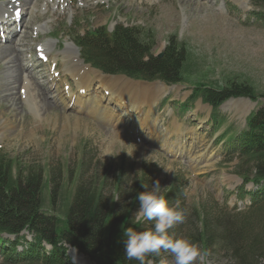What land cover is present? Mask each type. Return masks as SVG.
Listing matches in <instances>:
<instances>
[{
	"label": "rangeland",
	"instance_id": "1",
	"mask_svg": "<svg viewBox=\"0 0 264 264\" xmlns=\"http://www.w3.org/2000/svg\"><path fill=\"white\" fill-rule=\"evenodd\" d=\"M245 1L244 7L234 0H39L30 11L22 13L18 22L22 34L15 41L0 40L1 50L17 46L20 57L16 61L25 66V71L17 70L18 64L13 61L16 55L10 56L12 60L8 58L12 53L9 48L8 52H0V112L7 119L6 133H0V150L23 164L41 166L47 175H55L59 181L54 195L55 210L66 199L62 189L67 187L72 192L78 178L85 183H100L104 179L106 195L116 198L118 205L127 206L134 200L131 193L136 184L135 192L139 186L141 193L145 191L143 182L151 187L159 179L165 192L176 183L179 203L188 215L169 231L191 238L202 249L196 236L200 228L198 212L203 206L215 220L220 211L236 206L244 210L249 203L248 197L243 200L237 196L236 189L243 182L234 173L236 160H230L227 150L230 138L245 129L248 115L264 104V97L227 100L218 108L222 119L218 126L210 123L213 109L203 100L191 103L186 111L179 110L174 103L186 101L197 82L221 85L232 77L248 80L264 93V9L251 0ZM118 23L152 30L156 34V54L163 52L170 35L185 42L190 52L188 82L166 84L167 92L155 108L150 111L145 107L142 111V115H149L156 130L139 127L125 110L119 114L121 120H127L128 128H114L76 107L73 99L69 102L68 96L64 97V79L73 83L61 54L66 42L74 43V35L89 26L108 25L112 29ZM11 29L16 26L11 25ZM4 30L0 35L7 37ZM48 41L54 46L50 58L43 61L38 57V49ZM22 71L35 81L31 88L36 96H45L54 106L49 116H36L26 97L20 98L22 103L17 99ZM15 77V92H4L3 85ZM15 94L21 103L17 104L19 111L9 98ZM175 123L181 125L180 133L174 130ZM126 150L133 154L130 156ZM190 156L199 162H192ZM118 181L122 183L120 191L116 189ZM245 188L253 189V185L247 184ZM45 196L48 209L52 187L47 188ZM138 209L137 199L133 217ZM152 226L153 222L146 221L141 230ZM214 250L202 249L206 253L204 264H235L230 255ZM67 255L72 264H95L75 247H69ZM161 258L170 260L171 255L163 252ZM160 259L149 264H159ZM260 264H264V259Z\"/></svg>",
	"mask_w": 264,
	"mask_h": 264
},
{
	"label": "trees",
	"instance_id": "2",
	"mask_svg": "<svg viewBox=\"0 0 264 264\" xmlns=\"http://www.w3.org/2000/svg\"><path fill=\"white\" fill-rule=\"evenodd\" d=\"M252 2L264 9V0ZM74 39L85 60L105 73L149 81L160 79L168 84L188 82L190 52L175 35H170L161 56L154 51L156 34L137 25L119 23L112 31L107 26H89L83 33H76ZM193 87L190 98L179 106L186 108L201 97L213 106L212 120L217 125L222 121L218 108L228 99L264 97L251 82L236 77L227 78L221 85L197 82ZM231 143L230 160H238L234 172L243 180L238 196L250 195L251 204L244 210L235 207L220 211L215 220L203 206L198 212L196 240L206 252L215 249L230 255L235 264H260L264 259V188L248 191L245 185H259L264 180V104L250 114L246 128L235 134ZM103 181L85 183L78 178L72 192L67 187L62 189L66 199L55 210L54 195L59 188L55 175H47L41 166L23 164L0 150V234L17 237L14 241L0 239L1 262L72 264L67 252L69 247H75L95 264H138L125 259L123 233L128 226L143 228V223L131 225L139 186L136 192L137 184L132 189L134 200L130 206L118 205L116 198L106 195ZM120 182L116 185L118 191ZM50 187L51 206L46 209L45 191ZM178 191V185L173 183L166 191L168 198L179 201ZM24 229L32 233L34 241L18 251L19 235ZM44 242L52 246L50 251ZM161 256L146 257V264L158 262Z\"/></svg>",
	"mask_w": 264,
	"mask_h": 264
},
{
	"label": "bare ground",
	"instance_id": "3",
	"mask_svg": "<svg viewBox=\"0 0 264 264\" xmlns=\"http://www.w3.org/2000/svg\"><path fill=\"white\" fill-rule=\"evenodd\" d=\"M234 1L244 7L247 3L245 0ZM36 2H39V0H7L6 3H0V19L2 22V27L6 28L5 32L8 33V36L5 38V40L15 41L18 36L22 34L21 31L17 32L16 29H11V25H14L15 21L17 20L14 15V13L16 12L15 9L19 8L17 10H20L21 13L26 12L33 6H36ZM38 28L43 29L42 26H39ZM9 29L10 32H8ZM10 35L12 36L11 38ZM2 39L4 38L0 36V40ZM53 46L54 43L52 41L42 43L40 44V51L41 53H44L46 56H48V58H50L49 54ZM8 48L12 52L8 58L12 60L13 58H11L10 56L16 55V57H14L15 60L13 61L19 60L20 52L18 51L17 46L10 45ZM8 48H4L2 50L0 48V52H8ZM61 54L65 59V71L66 73H68L73 82L71 83L68 78H65L63 82L66 86V90L64 92L66 94H64V97L66 98L68 96L67 100L69 102H72L71 100L73 99L74 104H76V107H78L79 109L83 108V111L94 115L107 123H110L114 128L119 126L128 128L126 127L127 120L125 118L124 120H121V116L119 114L120 111L125 110V113H130V115H132L136 122L141 125H139V127L151 128L152 131L156 130L155 126H153L154 122H149V115H142V111L145 107H148L150 111L155 108L157 102L161 98H163V96L167 92L168 87L165 84H160V82H156V84L145 83L134 81L124 76L114 77L111 75H105L101 70L95 69L91 67V65L84 62L80 55V51L72 42H66L65 47L63 48V50H61ZM16 63L18 64V61H16ZM18 68L24 69L23 71H25V66L22 63L17 65V70ZM23 71L20 74V86H18L17 92L19 97L17 99H20L21 97H26L28 99L27 103L30 104V109L34 112L36 116H40L41 118L49 116L51 111L54 109V106L50 102L46 101L45 96H43L42 98L41 96H36L34 89L31 88L32 85L34 86L35 81L31 78L29 79L25 73L23 74ZM15 82H18L16 77L15 79H10V82L7 83V85H3V87L5 88L3 89L4 92L6 91L10 94H13V92H15ZM103 91L107 92L109 95L106 96ZM40 94L41 93H38L37 95ZM15 96L16 94L10 96L9 98L11 101H13V104L16 103V109L17 111H19L20 107L17 106V104L21 105L22 101L20 99L21 103H19ZM113 98L114 101H112ZM6 121L7 119L4 117L3 113L0 112V133L2 135L6 133ZM174 126L175 131H179L181 129L180 124L175 123ZM181 136H183V134ZM190 160L195 163L199 162L197 158H193L191 156ZM71 252L75 254L77 253L76 250H72ZM85 264L91 263L86 261Z\"/></svg>",
	"mask_w": 264,
	"mask_h": 264
},
{
	"label": "clouds",
	"instance_id": "4",
	"mask_svg": "<svg viewBox=\"0 0 264 264\" xmlns=\"http://www.w3.org/2000/svg\"><path fill=\"white\" fill-rule=\"evenodd\" d=\"M126 151L130 156L133 154V151ZM142 187L145 191L137 197L139 209L131 225L151 221L153 226L144 230L132 226L124 228L125 259L146 264V257L161 256L163 251L170 253L171 259L161 258L159 264H204L206 253L196 242L169 231L186 219L188 210L178 200L168 198L159 179L153 181L151 187L143 182Z\"/></svg>",
	"mask_w": 264,
	"mask_h": 264
},
{
	"label": "water",
	"instance_id": "5",
	"mask_svg": "<svg viewBox=\"0 0 264 264\" xmlns=\"http://www.w3.org/2000/svg\"><path fill=\"white\" fill-rule=\"evenodd\" d=\"M161 55V54H160Z\"/></svg>",
	"mask_w": 264,
	"mask_h": 264
}]
</instances>
